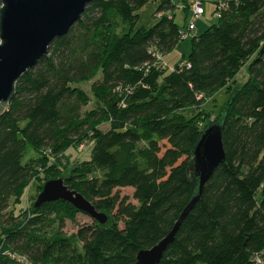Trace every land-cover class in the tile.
<instances>
[{
  "label": "trees",
  "instance_id": "obj_1",
  "mask_svg": "<svg viewBox=\"0 0 264 264\" xmlns=\"http://www.w3.org/2000/svg\"><path fill=\"white\" fill-rule=\"evenodd\" d=\"M150 2L158 15L180 9L177 0H95L17 83L0 117V264H135L193 199V151L221 117L226 161L160 264H264V0H219V23L193 38L169 74L160 59L183 32L172 16L134 32ZM95 78L98 101L84 111L90 97L77 85ZM222 92L227 100L206 119ZM89 146V161L61 166ZM63 176L109 216L107 226L93 220L67 234L81 214L72 205L34 210L28 191ZM127 188L132 197L122 196Z\"/></svg>",
  "mask_w": 264,
  "mask_h": 264
},
{
  "label": "water",
  "instance_id": "obj_2",
  "mask_svg": "<svg viewBox=\"0 0 264 264\" xmlns=\"http://www.w3.org/2000/svg\"><path fill=\"white\" fill-rule=\"evenodd\" d=\"M95 0H0V117L16 97L19 80L49 54L52 43L67 35ZM224 121L206 125L193 151L191 172L196 193L170 234L156 246L142 250L135 264H160L168 247L197 202L215 170L226 161L223 142ZM67 176L46 182L34 202L35 211L48 203L72 205L101 226L110 218L94 203L66 185Z\"/></svg>",
  "mask_w": 264,
  "mask_h": 264
},
{
  "label": "rangeland",
  "instance_id": "obj_3",
  "mask_svg": "<svg viewBox=\"0 0 264 264\" xmlns=\"http://www.w3.org/2000/svg\"><path fill=\"white\" fill-rule=\"evenodd\" d=\"M219 0H205V14L204 16L196 21V30L193 31L191 34L188 35L187 38H184L177 46V48L169 55L165 56L164 59H162L163 66L167 69V73H171L177 64H179L181 61H183L185 58H187L192 50V43L193 38L200 36L205 32L207 29H209L211 26L216 25L219 23V18L216 16L217 11V2ZM159 4L157 2H150L140 10L136 12V22L134 24V32L139 29H147L149 30L161 18V16H172L174 17L176 23L181 28V31L183 33H188V26L191 23V12L189 14H186V12L177 9L174 12L171 13H164L162 15H158ZM103 75L102 72H100V75L98 78H101ZM95 78L91 81L81 82L77 86L80 87L89 97H90V103L88 106L84 108V111L92 110L98 101V96L96 92L93 90L94 84L97 83V79ZM239 81H245L246 80V74L243 70L238 78ZM228 94L225 93H219L215 99L217 102H211L209 106V112L205 116L208 120H214L217 113V106L222 105L224 101H226ZM99 129L102 131H107L109 129V123H103L100 125ZM70 160L64 159L61 162V166L64 168H68L72 165L74 161H89L91 159V147L89 146L86 150L83 152H78L75 149H71L69 151ZM69 169V168H68ZM41 183H36L35 186L31 188L30 191H28V195L30 196H36L41 193L40 190L37 192L38 187ZM122 196H133L134 190L131 188L123 189L121 190ZM35 202V201H34ZM26 206V198L23 199L22 205H19L20 207ZM93 223V220L89 217H87L84 214H79L76 218V221H67L66 227H65V233L67 234H73L76 233L80 228L91 225Z\"/></svg>",
  "mask_w": 264,
  "mask_h": 264
},
{
  "label": "built area",
  "instance_id": "obj_4",
  "mask_svg": "<svg viewBox=\"0 0 264 264\" xmlns=\"http://www.w3.org/2000/svg\"><path fill=\"white\" fill-rule=\"evenodd\" d=\"M179 3L180 10H183L185 7L189 8V11L191 12V23L188 26V33H183L182 38H187L189 34H191L193 31L196 30V21L201 19L205 14V0H177ZM220 9L223 7L222 4L219 5ZM216 16L220 17V12L218 11L216 13ZM161 58L160 60H162ZM85 145H82L80 147V151L83 150ZM20 262H25V258L19 259ZM258 264H263L261 259H258Z\"/></svg>",
  "mask_w": 264,
  "mask_h": 264
}]
</instances>
